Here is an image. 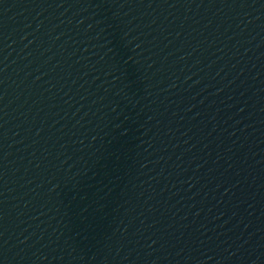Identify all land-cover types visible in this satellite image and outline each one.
<instances>
[{
  "label": "water",
  "instance_id": "1",
  "mask_svg": "<svg viewBox=\"0 0 264 264\" xmlns=\"http://www.w3.org/2000/svg\"><path fill=\"white\" fill-rule=\"evenodd\" d=\"M264 198V0H0V264H247Z\"/></svg>",
  "mask_w": 264,
  "mask_h": 264
}]
</instances>
